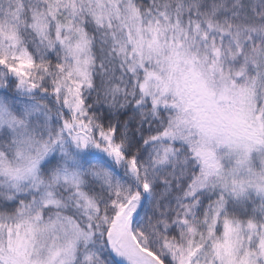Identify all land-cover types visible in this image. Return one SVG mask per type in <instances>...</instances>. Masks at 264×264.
<instances>
[{
  "label": "snow or ice",
  "instance_id": "snow-or-ice-1",
  "mask_svg": "<svg viewBox=\"0 0 264 264\" xmlns=\"http://www.w3.org/2000/svg\"><path fill=\"white\" fill-rule=\"evenodd\" d=\"M0 264H264V0H0Z\"/></svg>",
  "mask_w": 264,
  "mask_h": 264
}]
</instances>
